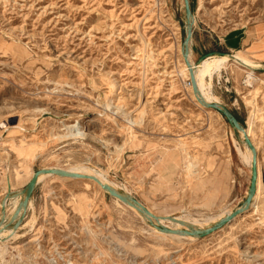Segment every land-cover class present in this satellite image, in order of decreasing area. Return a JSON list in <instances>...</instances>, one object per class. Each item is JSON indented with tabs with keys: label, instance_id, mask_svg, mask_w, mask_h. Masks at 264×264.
<instances>
[{
	"label": "rangeland",
	"instance_id": "374dc122",
	"mask_svg": "<svg viewBox=\"0 0 264 264\" xmlns=\"http://www.w3.org/2000/svg\"><path fill=\"white\" fill-rule=\"evenodd\" d=\"M189 3V60L223 52L261 64L250 75L237 65L214 72L210 92L250 127L264 177V61L228 49L240 29L264 23V0ZM187 27L183 0H0V125H11L0 163L13 192L37 169L73 167L157 214L217 220L240 207L247 145L191 94ZM5 189L0 180V200ZM254 197L217 231L189 238L155 232L93 180L48 176L0 241V264H264V192ZM21 199L7 198L6 218Z\"/></svg>",
	"mask_w": 264,
	"mask_h": 264
},
{
	"label": "bare ground",
	"instance_id": "6f19581e",
	"mask_svg": "<svg viewBox=\"0 0 264 264\" xmlns=\"http://www.w3.org/2000/svg\"><path fill=\"white\" fill-rule=\"evenodd\" d=\"M191 22H192V17H191ZM231 55L232 56H230L229 54L210 55V56H207L206 58H204L199 63H197L196 61L193 62V61L189 60L190 66L187 65V63L184 60V62H185L184 70H186V72H187L186 74L188 75V77H190V79H191V70H192L193 77H194V80L196 82L198 92L196 94L193 91V88L191 87L192 88L191 94L193 95V97L195 98L196 102L199 105L208 107L207 106L208 103H218L216 100V97L213 96L210 92V84H211L212 74L214 72L220 73L222 69H225L230 65H237V66L249 69L248 73L250 75L254 68L261 67V64L256 63V61L253 59H247L246 57L240 56V55L235 54V53H233ZM1 127H4V129L1 130V133H0V140H3L6 136L5 132L9 128H11V125L2 124V125H0V128ZM250 130H251L250 127L246 128V129L244 128L245 134H247L249 136ZM240 133L243 136V133L242 132H240ZM2 148L3 147L0 146V149H2ZM239 149H237V150H239ZM242 157L245 160V162L251 166L252 152L248 147H247V151L242 153ZM242 157H240V158H242ZM255 165L257 166V186H256V191H255V193H256L255 197L257 198L258 196H262L263 192H264V177H263V172L261 171V161H260V158L258 156H256V164ZM46 168L48 169V168H54V167H46ZM57 168H61V167H57ZM174 168H175V165H174ZM62 169H65V170L70 171L72 173H83V174H87V175H91V176L96 177L99 180V183L95 181L96 185L98 187H100L104 192L109 193L108 190H106L105 188L102 187L105 184L109 185L112 189H117V185L114 182L108 180L103 174H100V173L95 172L93 170H83V169H78V168H73V167L62 168ZM47 175H55V174L40 173L38 176V181H40L42 178L46 177ZM73 178H75V177H73ZM3 181L5 183L6 189H5V194H4L3 198L0 200V221L3 217L6 218V213L8 210L7 198L8 197L14 198V197H18L21 195H22V199L24 197L22 190H18V191L16 190V192H13L12 189H13V186L15 184V181H14V179L10 178L9 172H7V176H6L5 180H3ZM7 193H9L8 197H6ZM22 199L20 200V202L22 201ZM114 199L118 203L125 204L130 209H133L135 211H139V212H141V214L143 213V215H146V217L148 216L149 222L154 221V219L149 214L142 212L139 209V207L137 205H135L134 203L129 202V201H122L117 197H114ZM29 201H30V199H29ZM20 202L11 211L12 214L16 211V209H18ZM147 209L153 215H155L157 217L159 224L170 227L167 224V222H168V223L173 225V227H171L172 229L188 228L190 226L198 227V228H206V227L212 225L213 223H215L216 221H218L219 219H221L222 217L226 216L227 214H229L232 211V210H230L226 213H220V217L218 216L219 218L217 220H213V218H215L213 216H209L205 219L202 218L203 221H201L200 218H199L200 219L199 220L197 218H190L188 216H181L180 215V216H174L175 221H173V220L169 219V215L157 214L154 211H152L149 207H147ZM21 210H22V208L20 209V211ZM30 223H31L30 225H32L33 222H30ZM152 227H153V230L157 233H166V232L162 231L161 229L155 228L153 225H152ZM17 229H13L11 227H9L7 230L1 229L0 230V236L1 235L7 236L9 234L12 235ZM167 234H170V233H167ZM11 235H9L8 237H5V238L0 237V241H5ZM170 235L182 236V237L184 236V237H189V238L193 237V236L186 235V234H170Z\"/></svg>",
	"mask_w": 264,
	"mask_h": 264
},
{
	"label": "water",
	"instance_id": "95a60500",
	"mask_svg": "<svg viewBox=\"0 0 264 264\" xmlns=\"http://www.w3.org/2000/svg\"><path fill=\"white\" fill-rule=\"evenodd\" d=\"M183 1H184L185 16H186V21H187L188 27H187V33H186V36H185L184 42H183L182 55H183V59L185 60L187 65L190 66V62H189V41L191 38V24H192L191 17H192V14H191V7H190L189 0H183ZM222 54H225V53L219 52V55H222ZM210 55H212V52L204 53L196 60V62L199 63L204 58H206L207 56H210ZM229 55L232 56L231 54H229ZM190 82H191L193 91L197 94L198 89H197V85H196V82H195L194 77H193L192 70H191ZM207 106L218 110L225 117V119L228 121V123L233 128H235L237 131L243 133L244 142L246 143L247 147L252 152L249 186H248V190H247V194H246V197L244 199V202L240 207H237L236 209L232 210L229 214L222 217L221 219H219L218 221H216L215 223H213L212 225H210L206 228H198V227L190 226L188 228L172 229L171 227H167V226L159 224L157 217L155 215H153L147 209V207L143 203H141L137 198H135L133 195H131L127 192H124V191H120L118 189H112L107 184L102 186L103 188L108 190L110 195L117 197L122 201H129V202H132L135 205H137L142 212L149 214L154 219V221L150 222L151 225H153L155 228L161 229L162 231H164L166 233L186 234V235H190L193 237H200V238L208 236V235L212 234L213 232L217 231L218 229H220L225 224L231 222L238 215L244 213L245 211H248L249 207L251 205V201L255 195L256 186H257V166L255 165L257 154H256V150H255V147H254L251 139L249 138V136L247 134H245L244 127L240 124V122L238 121L236 116L229 109L219 105L218 103H208ZM40 173H51V174L59 175L60 177H68V178L75 177L78 179H88V180H93V181H96L99 183V180L94 176L83 174V173H72V172L67 171L65 169H62V168L54 167V168H48V169L47 168L37 169L32 173V175L29 178V180L27 181L25 187L22 189V193H23L24 197H23L22 201L20 202L18 209H16V211L9 218L3 217L1 219L0 230L1 229H8L9 227H11L13 229H17L22 224L24 217H25V214H26V211L28 209L29 199L31 198L32 192H33L36 184L38 183V176ZM8 196H9V193H7L6 197H8ZM21 208H22V210L20 211ZM169 219L175 221L174 216H169Z\"/></svg>",
	"mask_w": 264,
	"mask_h": 264
},
{
	"label": "crops",
	"instance_id": "0c3cea01",
	"mask_svg": "<svg viewBox=\"0 0 264 264\" xmlns=\"http://www.w3.org/2000/svg\"><path fill=\"white\" fill-rule=\"evenodd\" d=\"M235 37L237 38L236 40L228 39L230 43V47H231V48L228 47L229 50L231 51L240 50V48L245 49L254 59L261 61V62L264 61V23L245 26L244 28L240 29V31L236 33ZM48 176H54V175H47L46 177ZM30 203H32L31 198L28 203V208L31 207ZM162 215H168V214H162ZM11 237L12 235L8 239H10Z\"/></svg>",
	"mask_w": 264,
	"mask_h": 264
},
{
	"label": "built area",
	"instance_id": "2783aa9c",
	"mask_svg": "<svg viewBox=\"0 0 264 264\" xmlns=\"http://www.w3.org/2000/svg\"><path fill=\"white\" fill-rule=\"evenodd\" d=\"M7 172H8L7 165L4 163H0V180H5L7 176Z\"/></svg>",
	"mask_w": 264,
	"mask_h": 264
},
{
	"label": "trees",
	"instance_id": "16d2710c",
	"mask_svg": "<svg viewBox=\"0 0 264 264\" xmlns=\"http://www.w3.org/2000/svg\"><path fill=\"white\" fill-rule=\"evenodd\" d=\"M237 119H238V117H237Z\"/></svg>",
	"mask_w": 264,
	"mask_h": 264
}]
</instances>
